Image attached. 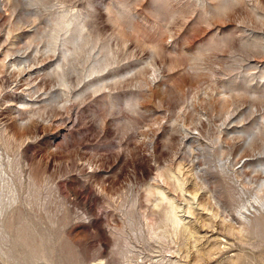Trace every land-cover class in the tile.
<instances>
[{"label": "rangeland", "instance_id": "374dc122", "mask_svg": "<svg viewBox=\"0 0 264 264\" xmlns=\"http://www.w3.org/2000/svg\"><path fill=\"white\" fill-rule=\"evenodd\" d=\"M0 264H264V0H0Z\"/></svg>", "mask_w": 264, "mask_h": 264}, {"label": "bare ground", "instance_id": "6f19581e", "mask_svg": "<svg viewBox=\"0 0 264 264\" xmlns=\"http://www.w3.org/2000/svg\"><path fill=\"white\" fill-rule=\"evenodd\" d=\"M257 100L260 101L261 99ZM255 136H249L246 139V143H249ZM197 187V182L184 171L181 164H178L177 170L169 169L166 174L162 173L159 178L152 179L148 184V189L152 192L155 199V208L159 209L165 204L167 217L174 219V231L177 233L190 230L189 219L197 215L195 213L198 210L207 211L213 216L217 215V210L214 206L206 198L198 197V194H195L193 198L190 197V202L192 201V203H187L185 193H188L189 188H192L193 192H195L194 190ZM196 192H200L199 189Z\"/></svg>", "mask_w": 264, "mask_h": 264}]
</instances>
